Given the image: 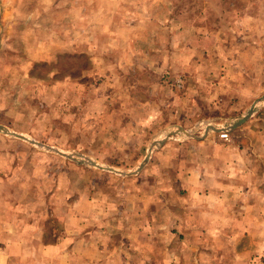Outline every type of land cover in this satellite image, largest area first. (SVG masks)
<instances>
[{
	"label": "rangeland",
	"instance_id": "obj_1",
	"mask_svg": "<svg viewBox=\"0 0 264 264\" xmlns=\"http://www.w3.org/2000/svg\"><path fill=\"white\" fill-rule=\"evenodd\" d=\"M263 97L264 0H0V125L38 142L0 132V264H264V187L220 221L182 167L253 107L219 162L246 130L263 184Z\"/></svg>",
	"mask_w": 264,
	"mask_h": 264
},
{
	"label": "crops",
	"instance_id": "obj_2",
	"mask_svg": "<svg viewBox=\"0 0 264 264\" xmlns=\"http://www.w3.org/2000/svg\"><path fill=\"white\" fill-rule=\"evenodd\" d=\"M256 128H259V125H257ZM243 133L246 134L247 131L245 130ZM244 134L241 136V141H245V147L240 148V146H238L237 150L232 151L234 159H237L235 163L226 164V162H219L220 157L222 156L221 152L229 146L228 143L223 141L224 139H215L209 135H205L204 138L196 140L199 145H209V149L207 151L208 154L204 159L202 158V160L199 161L200 164L197 163V159L185 161V164L182 166L184 173L183 188L186 190V194L188 195V203L190 205L198 206L200 208V213L205 210H214L216 213V219L225 221L226 205H239L243 202L247 205L248 211L246 215L241 216V219L247 220L248 223L255 222V208L253 207V205L256 204L255 190H261L264 187V183L258 184L254 179L262 172L261 170L258 171V168L255 166L254 155L256 153L257 156H262V154L261 152L257 153L255 150L254 139L249 135ZM258 146L264 148V138ZM204 160H206L209 165H203L205 164ZM212 160H214L215 163ZM212 196H214L216 201L210 200ZM209 203L214 204L215 208L211 207ZM170 208L174 209L172 206ZM235 210L237 209L235 208ZM238 213L240 214L241 212L238 211ZM212 218L210 217V219ZM262 219H264V217ZM5 223L6 225H0V232H27L26 227L21 231V226L18 225L17 222L15 224L14 221L7 219ZM247 231L251 232L250 226ZM239 232H245V230L239 229ZM42 246L46 249L50 248L57 252L60 251L58 241L55 244L43 243ZM2 250L3 249H0V259L2 257L4 258V254H6V250ZM55 260L56 258L51 261L54 262ZM43 264L51 263L49 262V259L46 258L44 259ZM55 264H57V262H55Z\"/></svg>",
	"mask_w": 264,
	"mask_h": 264
},
{
	"label": "water",
	"instance_id": "obj_3",
	"mask_svg": "<svg viewBox=\"0 0 264 264\" xmlns=\"http://www.w3.org/2000/svg\"><path fill=\"white\" fill-rule=\"evenodd\" d=\"M263 98H264V97H263ZM252 112H253V107H250V108L246 111V113L240 117V119H239L238 121H236V122L233 123V124H230V125L228 126V129L232 130V129L235 128L236 126H239L240 124H242L247 118H249V116L252 114ZM179 129H180L182 132L186 133V131H185L184 128L179 127ZM0 132L5 133V134L12 135V136H14V137H17V138H20V139H23V140H27V141L32 142V143H38V142H36L35 140L28 139V138H27L26 136H24L22 133H18V132L12 131V130H10L9 128L3 126V125H0ZM151 150H152L151 148L148 149V151H147V153H146V155H145V157H144L143 162L139 165V167L137 168V170H135L133 173L138 172V171L144 166V164L148 161V159H149V157H150V154H151ZM58 152H59V151H58ZM82 162H84V161H82ZM86 162H88V163H89L90 165H92V166H96V167H100V168L109 169V170H111V171H115L114 168H112V167H104V166H101V165L97 164V163H96L95 161H93V160H86Z\"/></svg>",
	"mask_w": 264,
	"mask_h": 264
},
{
	"label": "built area",
	"instance_id": "obj_4",
	"mask_svg": "<svg viewBox=\"0 0 264 264\" xmlns=\"http://www.w3.org/2000/svg\"><path fill=\"white\" fill-rule=\"evenodd\" d=\"M229 133L230 131L228 130V126H224L223 128H221V132L219 133V136L224 140H229Z\"/></svg>",
	"mask_w": 264,
	"mask_h": 264
}]
</instances>
